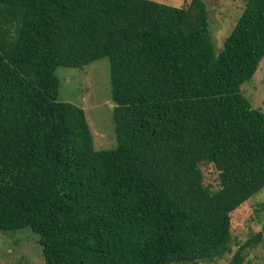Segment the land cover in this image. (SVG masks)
I'll list each match as a JSON object with an SVG mask.
<instances>
[{"label": "trees", "instance_id": "obj_1", "mask_svg": "<svg viewBox=\"0 0 264 264\" xmlns=\"http://www.w3.org/2000/svg\"><path fill=\"white\" fill-rule=\"evenodd\" d=\"M102 57L117 144L97 149L57 68ZM263 57L264 0L219 52L205 0H0V231L30 228L45 264L224 257L232 212L264 189V112L241 92Z\"/></svg>", "mask_w": 264, "mask_h": 264}, {"label": "rangeland", "instance_id": "obj_2", "mask_svg": "<svg viewBox=\"0 0 264 264\" xmlns=\"http://www.w3.org/2000/svg\"><path fill=\"white\" fill-rule=\"evenodd\" d=\"M176 5L185 0H165ZM247 0H205L210 12L211 33L216 52L237 22ZM59 100L85 109L95 147L113 148L117 144L114 103L110 83V61L102 57L82 68L59 66ZM242 94L254 108L264 112V57L254 76L241 87ZM204 181L212 188L219 185V170L213 163H203ZM264 226V189L232 212V251L211 264H229L233 254ZM244 264H264V239L245 250ZM0 264H45L38 235L30 228L0 231Z\"/></svg>", "mask_w": 264, "mask_h": 264}]
</instances>
